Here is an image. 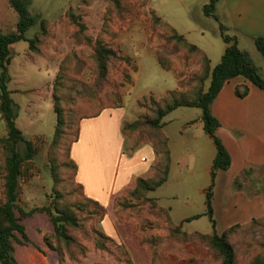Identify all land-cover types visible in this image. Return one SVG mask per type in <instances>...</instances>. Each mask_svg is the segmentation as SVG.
<instances>
[{
    "label": "rangeland",
    "instance_id": "obj_1",
    "mask_svg": "<svg viewBox=\"0 0 264 264\" xmlns=\"http://www.w3.org/2000/svg\"><path fill=\"white\" fill-rule=\"evenodd\" d=\"M28 1L33 16L50 21V35L40 44V51L36 53L29 49L28 42H16L12 50L14 58L9 67L8 86L17 105V124L26 138L35 143L37 149L33 166L21 181L19 205L27 211L48 206L55 198L49 155L57 123L54 86L62 69L68 70L67 60L72 63L68 64L73 71L69 93L72 97L78 102L81 99L93 101L98 97V92L104 100V95H107L108 99L117 89L121 93L122 102L124 101L121 114L126 115L127 120L133 121L146 113L152 97L165 96L168 91L175 90L180 82L184 86L193 83L200 69L193 59L185 57L174 42L168 40L165 31L154 26L152 11L157 12L191 43L204 49L212 59L213 65L220 62V55L227 46L221 35L220 23L205 14L204 8L209 0H120V3H114L113 0ZM18 21L19 16L9 0H0V30L4 33L16 32ZM40 30L38 23L26 32V36L33 38ZM225 33L230 36L237 35L234 31L226 30ZM98 39L108 42L118 53L117 59L112 61L106 81H97L92 59ZM240 48L247 51L252 61L260 63L263 60L254 43L243 40ZM159 50L170 55L171 70H165L160 65L156 56ZM127 76L131 81H127ZM46 85H49L50 93L45 91ZM104 104L108 106L109 102ZM142 108L144 112L140 115ZM89 112L95 113L97 109L89 108ZM201 115L199 108L181 107L164 118V131L169 134L173 146V172L168 185L149 193V196L156 197L161 192L176 195L166 198L164 202L173 209L172 218L176 224L182 218L201 214L204 209L203 197L195 181L199 177L200 183L203 182L210 156L209 147L204 140L196 146L187 140L189 133L198 135L201 132L206 138L202 124L199 123ZM188 124L192 126L186 127ZM182 129H186V137L180 136ZM129 139L134 147H139V159L152 155L151 164L155 154L149 155V152L141 150L140 146H153L152 137L146 136L140 145ZM5 156L6 151L2 150L0 162ZM2 186L0 178V197ZM79 212L83 227L76 233L77 242L71 249L72 254L66 253L62 264L133 263L129 254L130 241L105 239L101 235L104 232L98 215H92L87 210ZM18 215L20 216L19 213ZM156 218L145 206L140 210L136 207L134 216L126 221L125 226L122 225L124 230L120 228V231L123 235L126 233L127 238L136 236V232H141L146 238L156 237L161 243V248L168 245L174 246L175 251L188 248L187 243L176 242L169 237L168 228L162 220ZM22 223L26 227L29 242H26L28 246H16L14 256L20 264H25L30 251L39 247L43 235L54 234V225L46 213H36L25 218ZM107 227L111 234L113 230L110 221ZM211 229L208 217L184 223L183 228L189 232L204 233H209ZM247 235L251 241L259 243L264 239V227L248 230ZM100 244H105L111 251L104 250ZM240 250L241 261L252 255L251 248L243 243L240 244ZM133 253L134 263L146 264L144 252L134 249ZM50 260L48 264L59 262L57 254L53 251H50ZM211 264H214L212 259Z\"/></svg>",
    "mask_w": 264,
    "mask_h": 264
},
{
    "label": "trees",
    "instance_id": "obj_2",
    "mask_svg": "<svg viewBox=\"0 0 264 264\" xmlns=\"http://www.w3.org/2000/svg\"><path fill=\"white\" fill-rule=\"evenodd\" d=\"M219 0H209L204 11L207 16L217 20L216 5ZM11 7L19 16L17 31L4 33L0 30V120L5 135L0 138V152L6 151L5 158L0 162V178L3 182L2 196L0 197V264H16L14 256L15 245L29 242L26 227L22 221L36 213H46L54 225V234L44 237V244L58 256V264H62L66 253L72 254L71 249L77 242L76 233L83 227L80 211H89L97 214L99 222H103L108 209L98 201L88 197L84 186L77 180L78 165L72 156L73 146L79 141L81 123L85 119L97 118L107 109L123 107L121 93L116 89L104 100L97 92L93 101L81 99L79 102L72 97L71 83L73 82L72 64L67 60L66 67L58 74L54 86V110L57 114L55 134L50 144V165L54 181L52 191L55 198L48 206L36 207L29 211L19 205L21 197V181L29 174L33 166L37 149L35 143L26 138L24 132L17 124V105L13 100L12 91L9 89V67L13 61V45L18 41H26L33 52L40 51V44L50 35V21L40 16H33L29 10L28 0H9ZM120 3V0H113ZM153 24L167 34L168 40L174 42L184 56L193 59L199 66L195 81L188 85L181 82L175 90H170L160 98H151L146 113L133 122H126L122 132L127 138L135 140L136 145L144 142L146 136L152 137L153 149L157 156V163L148 177H139L136 186L129 189L126 195L115 202V213L119 221H129L135 213L136 207L140 210L143 206L147 211L162 220L168 228L169 237L176 242L194 243L200 245L208 252L214 264H264V239L259 243L250 240L248 230L264 227V216L255 218L246 224H235L218 233H204L200 231H185L177 225L168 208L159 201L150 197L149 193L163 186L171 171V150L169 138L164 131V118L171 112L181 108H199L202 111L204 130L209 134L217 147V156L212 167L213 184L209 188L206 204L207 215L215 227L212 197L216 173L227 170L231 166V156L219 138L217 131L221 123L212 112V104L222 91L225 84L237 77H244L254 85L264 90V78L252 62L249 54L239 48L235 36L225 33L221 25V35L226 41V49L221 61L213 65L208 54L198 45L191 43L184 35L180 34L169 22L154 12ZM39 23L40 32L33 38H28L26 32ZM256 49L264 57V36L253 38ZM157 59L165 70H171L170 55L162 50L157 51ZM117 51L103 39H98L92 59L95 64L97 81H106L112 67V61L117 59ZM179 73L177 72V75ZM127 81H131L129 76ZM247 85H239L235 93L239 98L249 94ZM109 102L108 106L104 104ZM89 108L97 109L90 113ZM24 145V147H22ZM238 183V179H237ZM69 198V199H68ZM20 214V216L18 215ZM202 216L186 218L185 222L200 219ZM141 247L149 254L153 264H161L168 254L181 255V250L168 245L161 248L158 238H146L141 232H136ZM107 240L114 241L106 234H101ZM251 248L252 255L241 261L240 244ZM100 246L111 251L105 244ZM42 253L43 250L40 249Z\"/></svg>",
    "mask_w": 264,
    "mask_h": 264
},
{
    "label": "crops",
    "instance_id": "obj_3",
    "mask_svg": "<svg viewBox=\"0 0 264 264\" xmlns=\"http://www.w3.org/2000/svg\"><path fill=\"white\" fill-rule=\"evenodd\" d=\"M216 15L220 27L222 25L227 31H234L237 34L235 37L239 48L243 40L254 43L255 36H264V0H219L216 5ZM254 47H256L255 44ZM240 49L247 52L245 49ZM223 54L220 55V61ZM262 59L260 63L252 62L264 78V57ZM239 85H247L250 89L245 98H239L235 93ZM44 89L50 93L49 85H46ZM123 110L124 101L123 107L119 109H107L97 118L83 120L80 139L73 146L72 156L78 165L77 180L84 186L86 195L108 209L107 216L101 224L102 231L114 241H130L129 254L132 264H137L133 261L134 249H140L145 253L146 264H153L149 254L141 247L137 235L127 238V234L123 235L120 231V228L124 230L122 225L125 226L127 222L119 221L114 208L115 202L122 199L127 190L136 186L139 177L151 175V168L156 161L153 147L147 144L140 146V149L146 153L149 152V155L155 154L152 163L150 164L152 155L138 158L141 152L137 150L139 147H134L133 142L122 132L124 123L135 120H127L126 115L121 114ZM143 112L142 108L140 115ZM212 112L221 123L217 134L231 156V166L227 170L217 171L213 185L212 208L215 227L205 213L207 212V193L213 184L212 167L217 156V147L213 138L204 130L201 116L199 123L202 124L206 138L201 132L198 135L189 133L187 140L194 143V146L204 140L210 153L203 182L200 183L199 177L195 181L203 197L204 209L201 214L194 216L208 217L212 229L207 232L213 233L216 230L222 233L232 225L246 224L264 216V90L244 77L234 78L225 84L213 102ZM191 126L188 124L186 127ZM166 134L171 150V171L167 182L158 189L168 185L173 172V146L169 134L167 132ZM186 134V129L180 131L181 137H186ZM4 135V128L0 122V138ZM193 176L196 177V175ZM171 196L176 195L161 192L154 198L168 208L172 215L173 209L164 204L166 198ZM186 218H182L177 225L184 228V223H187L184 221ZM197 220L199 219L193 221ZM108 221H110L113 235L109 233ZM45 236L43 235L40 245L37 244L39 247L30 251L25 264H48V261H51V250L44 244ZM26 245L28 246L26 243L16 244L15 248ZM187 245V249L181 248L183 252L181 255L168 254L161 264H211L209 254L203 247L194 243H187ZM18 263L17 261L16 264Z\"/></svg>",
    "mask_w": 264,
    "mask_h": 264
}]
</instances>
